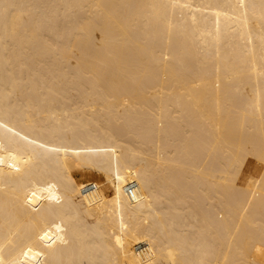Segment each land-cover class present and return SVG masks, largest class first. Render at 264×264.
<instances>
[{
	"label": "bare ground",
	"instance_id": "1",
	"mask_svg": "<svg viewBox=\"0 0 264 264\" xmlns=\"http://www.w3.org/2000/svg\"><path fill=\"white\" fill-rule=\"evenodd\" d=\"M0 264H264V0H0Z\"/></svg>",
	"mask_w": 264,
	"mask_h": 264
},
{
	"label": "built area",
	"instance_id": "2",
	"mask_svg": "<svg viewBox=\"0 0 264 264\" xmlns=\"http://www.w3.org/2000/svg\"><path fill=\"white\" fill-rule=\"evenodd\" d=\"M95 189V185L93 183H88L84 186L83 191L84 193L89 194L92 190ZM128 195L133 199L137 200L140 198V193L138 191V187L136 183H132L128 188Z\"/></svg>",
	"mask_w": 264,
	"mask_h": 264
},
{
	"label": "rangeland",
	"instance_id": "3",
	"mask_svg": "<svg viewBox=\"0 0 264 264\" xmlns=\"http://www.w3.org/2000/svg\"><path fill=\"white\" fill-rule=\"evenodd\" d=\"M256 163H257V160L256 158L254 157H249L248 160H247V163H246V171L249 172V171H253L255 166H256Z\"/></svg>",
	"mask_w": 264,
	"mask_h": 264
}]
</instances>
